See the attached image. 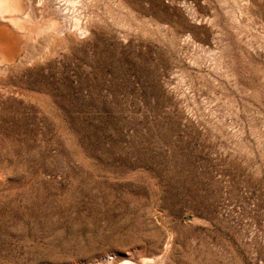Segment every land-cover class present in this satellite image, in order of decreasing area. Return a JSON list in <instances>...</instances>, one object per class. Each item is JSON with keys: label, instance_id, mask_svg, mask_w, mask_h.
<instances>
[{"label": "rangeland", "instance_id": "obj_1", "mask_svg": "<svg viewBox=\"0 0 264 264\" xmlns=\"http://www.w3.org/2000/svg\"><path fill=\"white\" fill-rule=\"evenodd\" d=\"M114 2L39 66L0 264H264V0Z\"/></svg>", "mask_w": 264, "mask_h": 264}, {"label": "bare ground", "instance_id": "obj_2", "mask_svg": "<svg viewBox=\"0 0 264 264\" xmlns=\"http://www.w3.org/2000/svg\"><path fill=\"white\" fill-rule=\"evenodd\" d=\"M115 4L114 0H0V193L18 175L20 166L16 172L11 166L17 164L24 129L26 141L33 143V91L47 86L38 75L39 66L64 60L70 42L81 44L91 28L107 27Z\"/></svg>", "mask_w": 264, "mask_h": 264}]
</instances>
